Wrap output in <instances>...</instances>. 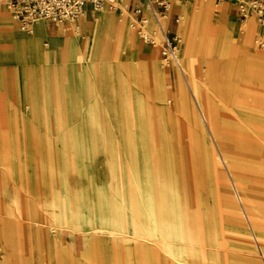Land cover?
I'll list each match as a JSON object with an SVG mask.
<instances>
[{"label": "rangeland", "instance_id": "rangeland-1", "mask_svg": "<svg viewBox=\"0 0 264 264\" xmlns=\"http://www.w3.org/2000/svg\"><path fill=\"white\" fill-rule=\"evenodd\" d=\"M206 1L170 0L169 15L177 10L179 18L178 41L182 13L193 14V4ZM124 3L94 10L102 16L100 32L82 30L88 45L81 57L77 51V62L56 59L63 54L59 46L45 62L23 43L18 52L16 38L0 26V264H264V139L248 133L236 102L244 91L237 82L219 83L196 50L201 90L217 106L221 140L202 117L198 122L179 114L184 70L175 68L171 77L161 60L157 78L136 61L147 63L152 46L137 37ZM227 15L223 10L221 20L229 29L242 25L234 8ZM104 16L115 24L114 39ZM40 22L49 32L58 28L57 22ZM15 23L24 30L34 24ZM188 28L193 35L191 22ZM132 36L142 51H117V39ZM163 103L170 112L164 113ZM258 112L263 120L264 100ZM64 117L70 130L85 117L84 141L56 133ZM118 170L128 172L117 189ZM36 191L46 192L42 201ZM124 208L133 215L132 235L120 223ZM78 214L85 226L78 218L71 223Z\"/></svg>", "mask_w": 264, "mask_h": 264}, {"label": "bare ground", "instance_id": "bare-ground-1", "mask_svg": "<svg viewBox=\"0 0 264 264\" xmlns=\"http://www.w3.org/2000/svg\"><path fill=\"white\" fill-rule=\"evenodd\" d=\"M231 3L236 6L234 1L231 0ZM113 4H114V8H116L115 1ZM214 4L215 1L213 0H208L206 1V3H203L200 6L193 4V14L191 13V11H184L182 13L183 20L178 26V31L181 34V39L179 41L177 40V44H176L177 58L180 64V66L176 69L181 74L183 73L184 70L186 76L184 78L181 77L182 80L180 81L179 93L183 106L181 108H178V113L183 116L190 114V116H192L198 122L201 121V119L203 118L204 120H206V122H208L210 127H213L216 124L217 118L214 115L216 113L219 114V112L211 96H209L206 92L201 90V86H202L201 77L203 75L200 72V68L198 65L196 50H198L200 54H204L208 73L210 75L211 73L214 74L219 79V83H225V82L229 83V80L222 73V72H226L229 64L226 63L225 60L222 58L223 57L222 53H224L227 50V47H225L219 41L222 39L229 40L228 51L231 54L235 55V61L231 63L229 67L238 68V60H239L241 62L246 63L244 64L246 69L253 72L264 74V57L250 58V56L248 55V52L251 51L256 52V50L254 49L255 48L254 37L256 35L255 22L250 17L249 20L246 19L242 22V24L244 23L243 25H239L238 27H236L235 25L232 27V29H229L227 23L221 20V10H218V13L213 12ZM5 5H6L5 0H0V16H2L3 18H9L14 24H16L15 22L19 21L18 18L13 13L12 16L7 10V6ZM105 9H106L105 6H102L94 10L101 11ZM84 11H85V7L82 10V12L77 15V18L75 19L77 20V22L79 18L82 15H84ZM169 11H170V0H168L167 3L166 16L162 19V23L164 26H168L166 25V23H168L167 18L169 15ZM95 17L94 19L96 21L99 20L100 23H102V16L98 15ZM40 20L47 21V19L41 16L33 17L28 25L32 23L34 24L27 30L21 29L22 31L21 35L18 37L25 38L28 36H33L35 38H40L41 32L37 29ZM65 20L71 23L74 35L79 36L78 38L79 44L77 47V51H78V57L79 56L81 57V55H83L82 53H84L82 52L83 48L87 47L86 45H88L86 42H84L85 36L83 34L82 35L80 34L79 28H77L78 25L77 22L76 21L74 22L69 18L56 21L57 26L62 25L65 22ZM118 20L119 22L124 21L122 18H118ZM190 22H191V27H193V35H192V28H188ZM131 29L133 30V28ZM93 32H100V31H97V29L93 27ZM105 35L107 34L105 33ZM10 36H14L15 38H18L16 33ZM195 37H197V39ZM155 38H157V36ZM117 40L118 41L115 43V48L117 49V51L127 50L128 53V50L131 51L135 50V52L136 51L141 52L143 49L142 47H140L139 49L135 48L136 36H132V38L130 39L127 37H119ZM148 44L152 45L150 51L151 59L145 64L141 62V60L139 61L136 60V61L141 63L144 68L146 65L149 74L156 72L157 75L159 76V72L161 70L159 69V65L163 66V63L161 62V59H159V56L157 54L158 47L156 43L154 44L148 43ZM178 45L180 47H178ZM258 61H262L263 65L261 66ZM118 74H120V72ZM220 78H222L223 80ZM119 79L122 80L121 77H119ZM165 94L171 96L175 102L176 96L174 95V93L169 92L167 89ZM263 100H264L263 98L257 97L255 101L258 111L260 110V106L262 105ZM163 111L164 113H168L171 111V109H168L164 104ZM200 117L202 118L200 119ZM111 230L115 232H119L117 225H114Z\"/></svg>", "mask_w": 264, "mask_h": 264}, {"label": "crops", "instance_id": "crops-1", "mask_svg": "<svg viewBox=\"0 0 264 264\" xmlns=\"http://www.w3.org/2000/svg\"><path fill=\"white\" fill-rule=\"evenodd\" d=\"M183 2H185V0H172V3L175 5H180ZM230 2H231V0H216L215 4L213 6V12L218 13V10H221V15H222L223 10H227V13H228L227 18L229 19V18H231L229 16V9L234 8V19L236 20L237 25H239L241 23L239 22L238 16L236 14V6L235 5L232 6V4ZM84 7H85V11H84L85 13L81 18H79V20L77 22V24H78L77 28H79L80 34L81 35L86 34V32H82V30L90 32V29H92V27L97 29V31H100V21L99 20L96 21L94 19L95 15H96V13L94 12V9L91 8V6L89 4H85ZM87 7H89V8H87ZM174 13H177V10H173L171 12V14H174ZM249 19H250V17L247 18V20H249ZM251 19L253 20L252 17H251ZM105 20L107 22V24H106L107 29L106 30H107L109 36L111 37V39H114L116 37L115 36L116 31L113 28L115 24H114L113 20L110 19V17H105ZM167 22L168 23H166V25H168L169 30H171L172 32H175L177 23L176 24L172 23L169 18H168ZM0 26L3 27V29L5 31H7V33L9 35H12L14 33L17 34V37L21 35V32H22L21 29H19V27L16 24H14L9 18H3L2 16H0ZM37 29L41 32L40 38H35L33 36H28L25 38H19L18 37L16 39L12 38L13 39L12 42L14 43V47L17 46L18 52H20L19 50L21 49V43H23L22 46L27 47L28 51L30 52L29 53L30 56H32L33 58H36V57L41 55L42 58L44 59L43 62H45V61H47V60L49 61L51 59V56H52L54 49L56 48V46H59L63 50V54H61V56L56 55V59L67 60L69 58V59H71V61L77 62L76 59H77V47L79 44V39H78L79 36L74 35L73 28H72V25L70 22L65 20V22L62 25H58V28L55 31L52 30V32L48 31L50 28H48L47 25L40 22L38 24ZM57 31H58V33H57ZM46 38L49 39L50 44L47 42ZM219 41L225 47H227V50L224 53H222L223 54L222 58L225 60L226 63H229L228 69L226 70V72H222L223 75L229 80V82H237L238 84H240L242 91H244L245 94L249 93L251 96V99H247L248 97L244 93H239L236 96V102L238 104L239 109L241 110V113L247 117L246 125L248 126V128L250 130L248 133L253 137L260 136L261 138L264 139V119L261 120L257 117V114L259 112H258V109H257L256 104H255L257 97L264 99V74L253 72V71L246 69L244 66V64H246V63L241 62L239 60H238V68L229 67V65L235 61V55L231 54L228 51V49H229L228 48V46H229V40L228 39H222ZM47 45H49L50 47L48 48ZM46 48H48V49H46ZM248 55L250 56V58L264 57V53H258L257 51L256 52H252V51L248 52ZM91 61L92 60L89 61L88 65H86V67H89L91 65V63H92ZM205 61H206V59H205ZM258 62L260 63L261 66L263 65L262 61H258ZM198 65H199V60H198ZM168 67H169L168 68L169 70L167 72L170 75V71H171V73H172L171 77H173V75L175 73V68H173L172 66H168ZM151 74H153V76H156L158 78V75L156 72L151 73ZM62 101L64 103L65 99H63ZM65 104H67V103L65 102ZM214 116L217 118V121H218L219 114L216 113ZM61 120H64V121H61ZM61 120H60L61 121L60 124H62L61 127L63 130L56 132V133H60V132L63 133L62 137L65 139H69L72 141L73 140L84 141V137L86 136V132L81 131V130H83L82 127H84L82 125H84L86 122L85 117H84V119H80V117H78V119L76 120V126H75V128H73V130H70L68 127L69 122H71V121H69V118L64 117ZM204 121H205V124L207 125L209 131L213 135V137L217 141H220L221 135H220V132L217 131L218 125H219L218 122L216 121V124L213 127H210L208 122H206V120H204ZM88 122H94V121H88ZM74 143L75 142H72V144H74ZM80 145H81V148L84 149L85 142H83V143L81 142ZM125 171H126V174H123V172H124L123 170L116 171V178H115L114 182L116 184L117 189L121 186V184L123 182H127L126 180H124V177H125L124 175H127L128 171L127 170H125ZM49 173L52 174V170H50V167H49ZM35 180H32L33 186H35V188L38 189L40 181H38V180L35 181ZM117 189H116V191H117ZM45 193H46L45 191H41V192L36 191V196H39V197H37L36 200L38 202L42 201V198L45 195ZM57 197L58 196L52 195V198H53V202H52L53 206L52 207L55 206L56 211H58V207L56 206V203L58 202ZM116 198H117V196H116ZM239 199H240L241 203L245 202V200L242 199L241 195H239ZM67 200H68V202H70L69 196L67 197ZM124 209L127 212L125 214L126 220L121 219L120 223H121L122 229L125 227L127 230H129V231L126 230V232H131V235H132L133 230L131 228L133 227V224H134L133 215H132V217H130L131 214L129 215V209H126V208H124ZM120 216H122V214ZM51 218H52V216H51ZM53 218H55L57 220L58 219L57 214H53ZM77 218L80 221H83V223L81 225L85 226L86 223H85L84 216H81L79 214L74 216V218L71 220V223H73V226L77 225L75 223V222H77ZM128 218L132 221V224L129 221L128 225H126ZM80 232H84V231H80Z\"/></svg>", "mask_w": 264, "mask_h": 264}, {"label": "built area", "instance_id": "built-area-1", "mask_svg": "<svg viewBox=\"0 0 264 264\" xmlns=\"http://www.w3.org/2000/svg\"><path fill=\"white\" fill-rule=\"evenodd\" d=\"M115 0H8L10 11L18 18L22 28H27L33 17L41 16L56 22L69 18L75 20L85 4L97 9L102 6L114 8ZM236 4V14L242 23L252 17L256 24L254 45L264 47V0H232ZM168 0H125L124 7L132 14L131 25L142 42L154 44L164 64L178 68L176 44L178 36L164 26ZM172 23L178 22L176 13L168 17ZM157 36V38H155ZM168 63V64H167Z\"/></svg>", "mask_w": 264, "mask_h": 264}]
</instances>
